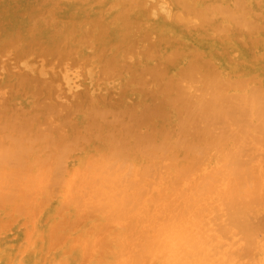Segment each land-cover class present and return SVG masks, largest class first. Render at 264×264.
<instances>
[{"label": "rangeland", "instance_id": "obj_1", "mask_svg": "<svg viewBox=\"0 0 264 264\" xmlns=\"http://www.w3.org/2000/svg\"><path fill=\"white\" fill-rule=\"evenodd\" d=\"M102 1L92 4L88 0H0V50H5L7 48L6 45L14 46L18 40L20 43V47L15 50V46H12V48L8 46L9 49L6 52H0V221L4 223L0 222V225L5 226L4 228L0 226V230L5 229L7 231H0V242L14 241L21 243L22 241L20 240L26 236L25 233L28 232V229L31 230L27 233L29 234V237L28 235L26 236L27 240L33 238V232L44 230L47 233V241L52 237L48 239V235L50 234L48 232L50 231L57 230L58 233H66L65 231L70 230L69 233L65 234V236L68 234L66 237L63 235L64 233L61 234L64 237L62 238L63 240L61 239L62 241L59 240L60 248L57 247L59 246L58 242L56 243L57 245L54 244V239L50 241V244L55 245L54 247L56 248H54V251L50 250V253L55 255L56 258L60 256L59 260L75 253L77 249L80 250V253L83 252L82 255L85 256V248L89 247L90 244L93 247V244L96 242L95 247L107 251V253L105 251L104 253L93 247V251L96 250L94 253H97L98 257L100 256L103 259L105 257L104 263L99 257L101 264H110V262L112 264L115 261L114 259L116 261L123 259L126 261H124V264H126L130 262V259L133 258L131 260L133 261L135 260L134 257L144 255L143 251L147 250L146 246L155 239L153 247L148 248L150 252L146 254L151 257L148 259V264H161L163 261L162 256L164 257V255L167 256L166 260L171 259L172 261H165L163 264L167 262L180 264L182 261V264H194V262L195 264H199V262L200 264H218V261L227 264L229 263L227 261H233L234 258L235 262L230 261V263L235 264L239 262L238 264H240L241 260L243 259L242 261H244L246 257V259H251L247 255V251L252 249V247L251 245L250 247L247 245L250 242L247 238V240L245 237L242 238V235L236 231L223 235L220 231L216 230L226 223L225 208H227V200L230 197L240 201L244 197H248L247 194L250 197L252 194L257 195L252 196L254 198L264 194V116H262L264 115V104L262 106L261 104L258 105L261 98L257 97V95L252 96V93H250V91H260L264 88V60H260L261 58L264 59V55L259 53L263 55L260 58L259 54L254 52L253 57L255 56L256 59H253V53L250 52L249 54H245V58L243 57L244 55L236 53L238 47L242 45L241 41L219 40L217 42L218 45H226L227 43L231 48L234 47L235 50L231 49L228 52V55L232 56V58L227 59L228 56H226L224 61L215 62L217 67L213 68L214 64L213 67L207 63L205 65L204 60L211 58L210 55L214 52L211 50H217V47L209 48L211 52L206 50L207 54L202 53L199 49L203 47L202 40L213 43L214 38H212V33L216 30L218 31L215 27L219 26H224L223 28L227 26L226 32L228 28L230 31H233L234 28V31L240 33H244L247 29L245 27H248L256 32L255 37L258 34L261 35L260 33L257 34V32L262 33L264 31V0H223L222 2H218V0H205L203 2L204 6L197 3L195 6H192V9L190 7L185 16L188 18V22H184L186 23V28L184 27L185 24L182 25L179 21H177L178 23L174 21L179 18H177L178 15H175L179 14L182 10V7L179 6L180 2L178 3L177 0H168V3L165 0L163 2L162 0H147L150 6L149 9L156 10L159 14L153 13L150 10L151 14H156L158 17L153 16L146 9V13L151 16L148 17L145 13L146 16H142L145 19H141L140 25L134 24V20L132 19L136 12L141 15V12H144L145 8L149 7L147 6L148 4H144L145 2H142L141 5L138 4V8L141 7V9H138L136 6L134 8L136 11H134L131 6H126L129 3L128 0ZM118 1H122L124 4L120 5ZM112 3H115V5L111 6ZM158 3L164 7V13L167 17L158 11L161 9V6L159 8L160 4L157 5ZM116 4L120 6L117 7ZM143 4L145 8H143L144 6L142 7ZM156 5L158 9H154ZM100 7L104 10L100 9ZM128 8H131L133 13H135L133 14L132 10ZM106 9H111L114 13ZM67 10L71 12L70 15H64L63 17L64 12ZM127 10L130 11L128 12ZM102 11L105 12L103 13ZM175 11L178 12L176 13ZM200 11L205 15L201 14ZM76 12L77 14H75ZM122 12H128V14ZM192 12L195 17L198 16L197 20L194 19L195 17ZM71 14L75 16L72 18L70 17L72 16ZM115 14H121V16L124 14V17L128 16L132 18L129 19L127 17L133 24H130V28L127 29L128 23L125 25L124 22L130 21L126 18L125 20L127 21H123V17L120 16L118 18V15L115 18V22V19H113L115 17L113 15ZM188 14L191 16H187ZM51 16L52 18H49ZM99 16L104 17H100V19L109 21L101 22V25H104L106 29L102 26L103 29L99 30V25H95L97 23L93 24L96 28L92 26V19ZM47 17L51 23L46 20ZM151 17L152 19H149ZM159 17L161 19L167 18L168 20H164V23ZM191 17L194 18L190 21ZM170 18L172 19L169 20ZM66 19L67 22L70 19L69 23L66 22ZM87 19L90 22L86 21ZM111 19L113 21L110 23ZM47 22L50 23H48L49 26ZM94 22H97V19ZM112 23L116 24L113 25ZM120 23H123V25ZM208 23L213 24V28ZM105 24L109 25H107L109 30ZM164 24H166V28L163 26ZM89 25L93 27L89 31H93L95 33L93 34L94 36L98 34L96 36L98 37L97 42L95 41L94 44L97 48L93 46L94 49H92V44H90L92 41L94 42V37L90 36L93 32L89 36L86 34L90 27ZM137 25H143L145 28L154 26V33L151 34L149 32V36L155 39L150 44L153 49H150L149 47L151 46L147 45L151 41L148 42L149 39L147 40V38L149 37L145 36V30L142 29L143 27H141V30ZM169 25L170 27H168ZM196 25L197 27H195ZM74 28H76L78 33H75ZM137 28L140 29V32H133L138 31L135 30ZM31 29L33 31L30 32ZM126 29L128 32L131 29V33L125 34L129 35V37L122 34L127 32ZM212 29L214 30L212 31ZM59 30L63 32H59ZM117 30L120 31V34H118ZM123 30L124 32L121 33ZM158 30H161L166 35L165 41L167 42H164L165 45L163 46L161 44L163 41L155 34ZM65 31L67 34L70 33L69 38L72 36L69 40L70 46L68 48L66 47L69 44V38L65 39L68 36ZM84 31L87 35L86 37L84 34L86 38L82 35ZM100 31L107 32V34L101 33L99 37ZM191 31L193 32L191 33ZM72 32L76 34V37L71 34ZM134 33L137 35H134ZM138 33H140V36H138ZM180 33L182 34L180 35ZM194 33L196 35L200 34L197 35L199 38ZM108 34L111 38H108ZM141 35H143L142 38L146 39L142 40ZM124 36L125 38H122ZM134 37L138 41L134 42ZM79 38L85 40H80ZM129 38H132V40ZM64 39L68 44L64 43L66 42ZM75 39H79L80 41H76ZM89 39L92 41L90 42ZM98 40H100L99 45H97ZM239 40L244 39L240 38ZM39 41L41 44H39ZM230 41L235 44H232ZM61 42L63 44L60 50L63 47L61 51L66 49V53L63 52L62 54H66L64 56L66 58L68 54L67 59H63L61 53L58 55L54 54L55 50L60 52L57 48L60 47L59 44ZM84 42H89L88 45L90 46H83ZM131 42L134 43L132 44ZM142 42L145 44L140 45ZM75 43L79 45L78 47L76 46L79 50L73 47L76 45ZM80 43L83 46H81L82 48L80 47ZM114 43L120 44V47H118L123 48H118V52H115L114 50L117 49L118 44L112 46V48L111 45H114ZM126 43L128 45L124 46ZM35 44H38L37 48L34 47L36 50H39L40 45H43L44 48L50 47L54 51L48 52V56H43V54H46L44 49L42 50L45 51L44 53H39L41 55H38L39 51L36 52L35 50L34 55H32V52L26 54L25 50L26 52L29 51V47L31 49ZM102 46L106 47L105 52L103 50L104 47L101 49ZM257 46L254 45L253 47ZM71 47L72 49L75 48L76 50L74 51L76 52L72 53ZM110 47L112 51H109L111 50ZM99 48L100 50H98ZM107 48L110 49L107 50ZM186 48L190 51V55L183 58L182 56H177L173 61V58L176 56L175 54L179 55L178 53L180 51L183 52ZM10 51L15 53H11ZM24 54L26 55L23 56ZM71 54H77V56L74 55V58L71 57ZM14 55L15 58L20 56L19 58L22 59L18 58L17 60V58H13ZM196 56H199L198 60ZM195 58L197 61L194 60ZM13 59H15V62H13ZM199 60L204 64H201ZM11 61L14 63L12 67H15L13 69L11 67L12 64L10 65ZM195 61L199 63L198 66H194L196 64ZM20 72L23 74H20ZM25 72L31 74L34 79V75L37 76L36 78L41 77V83L46 79V83L45 81L42 84L39 83L43 87L47 85V82L48 84L51 83L49 80L53 81L50 86L53 89H47L51 95L47 96L49 92L37 86L43 90V94L41 95L42 97L39 96L41 98L36 99L33 95L40 94L38 93L39 91L34 92L37 90L36 88L22 87V83L18 87L19 82L18 85H15L17 83L13 82L17 80L21 81L17 79L18 75L23 80L25 76L22 75H25ZM32 76L29 77L32 78ZM9 77L12 78L9 79ZM237 81L240 82L236 88L238 85ZM8 82L10 85L11 83L13 85H3V83L9 84ZM249 86L250 89H248ZM252 86L255 90L251 88ZM25 88L28 90L26 96L23 92L26 91L24 90ZM17 89L23 91L18 93ZM29 89L33 91L30 92ZM50 90H53L52 93ZM28 92H30V95L32 93L33 97ZM8 98L9 103L7 102ZM33 98L38 101L34 102L35 99L32 101ZM28 99L31 100L29 101ZM24 108L28 112H24ZM67 144L70 146H67ZM27 149L29 150L27 151ZM19 152L20 154H18ZM68 152L70 153L68 154ZM242 152H248V155L245 156H248L250 160L248 157L243 156L240 158L236 155ZM59 154L61 155L60 157H58ZM66 154L68 155L65 158L64 155ZM200 154L203 155L200 156ZM18 155L21 158L16 157ZM14 156L16 160L13 159ZM23 156L25 159H23ZM38 159L40 160L38 161ZM51 162L63 163H60V166L56 165L51 168ZM43 163L50 164V167L46 166L47 168H45ZM118 164L120 165L118 166ZM245 173L247 175L246 179ZM41 184H44V187L50 188L47 190V188L43 187L44 189H42ZM38 188L41 189L39 190ZM35 200L39 202L36 201L35 204ZM33 205L37 206L36 209L33 208ZM39 206L45 207H43V211H39L42 210ZM30 213H32V216L34 214V216L32 217ZM13 215L16 219L19 215L20 217L16 220ZM37 215L38 221L35 217ZM9 217L11 221L7 220ZM24 218L29 228L22 222ZM3 220L7 221L4 222ZM28 220H32L33 222H28ZM10 222L14 225H11ZM30 226L33 228H30ZM34 227H38V229ZM55 234L54 236H56ZM74 234L77 235V240ZM79 235L81 238H78ZM168 235L177 236L178 239L167 246L163 245V247L164 238ZM233 235L237 237L236 240L233 239ZM257 235L260 236V233ZM257 235H254V237L257 238ZM39 237L42 238V235ZM39 237H36L38 242L41 241ZM73 237L75 239H72ZM224 237H226L228 242H226ZM242 239L248 242L245 243L246 241ZM258 239L263 244L264 236L262 239L260 237ZM72 240L75 241L73 242ZM90 240L94 243L92 244ZM158 240H161V244H159ZM240 240L246 245H243L242 242L243 246H239L238 250H241L245 246V254L247 256L244 255L243 248L239 258V256H236L239 254V251H237L234 244L241 243ZM260 241L259 247L256 245L258 242H254L256 246L253 247V251L249 250L248 254L251 251L252 253L255 252L254 249L256 248H261L260 251L257 250V257L260 254L262 255L259 258L261 262L264 260V244L260 247ZM63 242H66L64 243L65 245L62 244ZM71 243L72 248L70 246ZM237 244L236 246L240 245ZM159 245H161V248ZM91 246L87 250H90ZM227 246V251H223ZM163 248H166V250ZM67 249H70L68 253H66ZM158 249L160 251L162 249L165 254L162 255ZM91 250L88 252H91V255H93L94 253ZM30 251H33V249ZM97 251L101 252L102 256ZM149 253L155 254V257L158 254V257L150 256ZM232 253H234V258L231 257ZM252 253L250 254L253 256L257 255ZM91 255L86 252V256L90 257ZM170 255H174V261ZM106 257L110 262L105 261ZM236 258H238L237 261ZM249 259L247 263L250 261V264L258 260V258H255L256 260L254 259L251 262ZM149 260H153L155 263ZM176 260L179 262L177 261V263ZM99 261L94 264H100ZM260 262H255L254 264H259ZM121 263L123 264L122 261ZM129 264H132V262ZM133 264H135V261H133Z\"/></svg>", "mask_w": 264, "mask_h": 264}, {"label": "bare ground", "instance_id": "obj_2", "mask_svg": "<svg viewBox=\"0 0 264 264\" xmlns=\"http://www.w3.org/2000/svg\"><path fill=\"white\" fill-rule=\"evenodd\" d=\"M45 1H46V0H45ZM100 1H102V0H88V2H90V3H92V4H94V3L97 4V3H99ZM128 1H129V3H127ZM128 1L125 2V3H127L126 6H128V7L131 6L133 10H134V8H136V6H137V8H138V4L141 5L142 2H145L144 4H146V5L148 4V1H147V0H145V1H144V0H143V1H142V0H128ZM165 1H167L166 3L169 2L168 0H165ZM171 1H174V0H171ZM177 1H178V3L180 2V5H179V6L182 7V8H181L182 10H181V11L178 10V11L181 12V13L179 12V14L177 13L178 11H175V12L177 13L175 16L178 15L177 18H178V17H179V18H178V20L176 19V20H174V21H175V22L179 21L182 25L185 24L184 27L186 26V23H184V22H186V21L188 22V20H187L188 18L185 17V16H186L188 10L190 9V7H191V9H192V8H193L192 6H195L197 3L203 4V2H205V0H199V2H198V0H197V1H196V0H177ZM206 1H207V0H206ZM222 1H223V0H218V2H222ZM242 1H243V0H242ZM244 1H245V0H244ZM102 2H103V1H102ZM106 2H107V1H106ZM114 2H115V1H114ZM119 2H120V5H123V4H124V2H122V1H118V3H119ZM121 2H122V3H121ZM162 2H163V0H162ZM237 2H238V1H237ZM56 3H57V2H56ZM56 3H54V4H56ZM115 3H116V2H115ZM115 3H112V5H111V4H110V5L113 6V4L115 5ZM257 3H258V2H257ZM102 4H103V3H102ZM144 4L142 5V7L144 6ZM159 4H160V3H158L157 5H159ZM169 4H170V3H169ZM238 4H239V2H238ZM116 5H117V7L120 6V5H118V4H116ZM157 5L154 6V9H155V8L158 9V8H157V7H158ZM170 5H171V4H170ZM147 6H149V4H148ZM160 6H161V4L159 5V8H160ZM171 6H172V5H171ZM203 6H204V4H203ZM218 6H219V5H218ZM90 7H91V6H90ZM214 7H215V6H214ZM108 8H109V7H108ZM111 8H112V7H111ZM123 8H124V7H123ZM143 8H145V6H144ZM149 8H150V6H149V7H146V8H145V11H144V12H141V13H142L141 15H140V13H137V12H136V14H134L135 12L133 13V10H132L131 8H128V9H131V10H132V13H133L134 15H133V19H132V18H129L128 16H127V17H128L129 19L134 20V21H133L134 24H135V23H136V24H139V23L141 24V22H140L141 19H142V18L145 19V17H142V16H146V15H145V13H146V9H147V11H148L149 14H151V11H152L153 13L159 14V13H157L156 10L153 11V9L151 10V9H149ZM194 8H195V7H194ZM216 8H217V7H216ZM77 9H78V7H77ZM96 9H98V8H96ZM100 9H102V8L100 7ZM112 9H113V8H112ZM120 9H121V8H120ZM138 9H141V7L138 8ZM161 9H162V10H161ZM161 9H160L161 11H160V10H158V11H159L160 13H162L165 17H167V15H165V13H164V7L161 6ZM195 9H196V8H195ZM102 10H104V9H102ZM106 10H108V11L110 10V11H111V9H106ZM106 10H105V11H106ZM150 10H151V11H150ZM199 10H200V9H199ZM105 11H102V12L104 13ZM121 11H122V10H121ZM127 11H128V10H127ZM129 11H130V10H129ZM129 11H128V12H129ZM134 11H136V10H134ZM149 11H150V12H149ZM155 11H156V12H155ZM190 11H191V10H190ZM192 11H193V10H192ZM194 11H195V10H194ZM80 12H81V11H80ZM84 12H85V11H84ZM116 12H117V11H116ZM128 12H126V13L128 14ZM139 12H140V11H139ZM45 13H46V12H45ZM53 13H54V12H53ZM53 13H52V16H53ZM64 13H65V14H63V17H64V15L69 16L71 12H69V10H67V11H65ZM73 13H74V12H73ZM111 13H114V12L111 11ZM118 13H119V12H118ZM122 13H124V12H122ZM126 13H124V14H126ZM148 13H146L148 17H150L151 15H153V14L149 15ZM173 13H174V12H173ZM190 13H191V12H190ZM200 13H201V14H204V13H202L201 11H200ZM75 14H77V12H76ZM107 14H108V13H107ZM116 14H117V13H116ZM116 14L113 15V17L115 16L114 18L112 17L113 19H115L116 16L119 15V14H118V15H116ZM124 14H122V16H121V14H120V15L118 16V18L121 16V17H123V21H127V20H128V21L131 22V20L127 19V17H124ZM156 14L153 15V16H156ZM192 14H193V12H192ZM198 14H199V13H198ZM71 15H72V14H71ZM79 15H81V14H79ZM79 15H77V16H79ZM88 15H89V14H88ZM98 15H100V14H98ZM102 15L105 16L104 14H102ZM204 15H205V14H204ZM40 16H42V15H40ZM49 16H50V15H49ZM52 16L49 17V18H52ZM66 16H65V17H66ZM74 16H75V15H72V16H70V17L73 18ZM103 16H99V17L93 18V19H92V20H93V23H91L92 26L99 25V26L101 27V28H100V27L98 26L99 30L103 29L102 26L106 29V27H105L104 25H101V24H102L101 22L105 21L104 19H100V17H103ZM187 16L190 17L191 15L188 14ZM193 16H194V14H193ZM196 16H197V15H196ZM38 17H39V16H38ZM54 17H55V15H54ZM94 17H95V16H94ZM148 17H147V19H148ZM156 17H158V16H156ZM156 17H155V18H156ZM165 17H164V18H165ZM194 17H195V16H194ZM194 17H191V18H190V21H191V19L194 18ZM197 17H198V16H197ZM197 17H195L194 19L197 20ZM58 18H59V17H58ZM103 18H104V17H103ZM125 18H126L127 20H125ZM155 18H154V19H155ZM159 18L161 19V17H159ZM59 19H61V18H59ZM94 19H95V20H94ZM96 19H97V22H94V21H96ZM113 19L110 20V23H111V21H113ZM149 19H152V17L149 18ZM171 19H172V18H170L169 20H171ZM174 19H175V18H174ZM37 20H38V19H37ZM46 20H48V17H47ZM71 20H72V19H71ZM120 20H121V19H120ZM142 20H143V19H142ZM161 20H163V22H164V20H168V19L165 18V19H161ZM199 20H200V19H199ZM199 20H198V22H199ZM208 20H209V19H208ZM230 20H231V19H230ZM48 21H49V20H48ZM57 21H58V19H57ZM62 21H63V20H62ZM69 21H70V19H69ZM69 21L67 22V19H66V22H67V23H69ZM72 21H74V20H72ZM84 21H85V20H84ZM84 21H83V22H84ZM86 21H89V22H90L89 19H87ZM86 21H85V22H86ZM98 21H99V22H98ZM106 21H107V20H106ZM106 21H105V22H106ZM117 21H119V20H117ZM157 21H158V20H157ZM159 21H160V20H159ZM192 21H193V20H192ZM200 21H201V20H200ZM202 21H203V20H202ZM209 21H210V20H209ZM49 22H50V21H49ZM49 22H47V25H48ZM53 22H54V21H53ZM53 22H52V23H53ZM55 22H56V20H55ZM59 22H60V21H59ZM79 22H80V21H79ZM85 22H84V23H85ZM107 22H109V21H107ZM115 22H116V19H115ZM130 22H124L125 25H126V23H128V24H127V26H128L127 29L130 28V26H129L130 24H133L132 22H131V23H130ZM146 22H147V21H146ZM146 22H144V23L146 24ZM206 22H207V21H206ZM232 22H233V21H232ZM34 23H35V22H34ZM34 23H33V24H34ZM50 23H51V22H50ZM50 23H49V24H50ZM60 23H61V22H60ZM71 23H73V22H71ZM94 23H97V24L93 25ZM99 23H100V24H99ZM117 23H118V22H117ZM164 23H165V22H164ZM177 23H178V22H177ZM189 23H190V22H189ZM213 23H215V22H213ZM57 24H58V23H57ZM61 24H62V23H61ZM65 24H66V23H65ZM73 24H74V23H73ZM75 24H76V22H75ZM108 24H109V23H108ZM108 24H107V25H108ZM112 24H113V23H112ZM115 24H116V23H115ZM115 24H113V25H115ZM120 24L123 25V23H120ZM120 24H119V25H120ZM140 24H139V25H140ZM221 24H222V23H221ZM254 24H255V23H254ZM34 25H35V24H34ZM34 25H33V26H34ZM80 25H81V23H80ZM105 25H106V24H105ZM107 25H106V26H107ZM113 25H112V26H113ZM165 25H166V24H164L163 26L165 27ZM167 25H168V24H167ZM188 25H189V24H188ZM190 25H191V23H190ZM208 25L212 26V28H213V24H209V23H208ZM214 25H215V24H214ZM218 25H219V24H218ZM256 25H257V23H256ZM48 26H49V25H48ZM51 26H52V25H51ZM62 26H63V24H62ZM69 26H70V25H69ZM89 26H90V25H89ZM108 26H109V25H108ZM108 26H107V27H108ZM110 26H111V25H110ZM137 26H138V25H137ZM248 26H249V25H248ZM250 26H251V25H250ZM35 27H36V26H35ZM35 27H34V28H35ZM55 27H57V26H55ZM72 27H73V26H72ZM72 27H71V28H72ZM83 27H84V26H83ZM90 27H91V26H90ZM90 27L88 28V32H89V33H88V32L86 33L85 31H87V30H85L84 33H83L82 35H84V34L86 33V34H88V36H89V34H91V32H93V31H91V32L89 31V30H92V28H93V27H91V28H90ZM115 27H116V26H115ZM132 27H133V26H132ZM132 27H131V28H132ZM141 27H143L142 29L145 30V33H144V32H142V33H144L146 37H149V38H147V40L149 39L148 42L151 41V42H149L147 45L152 44V40H153V42H154L155 39H152V37L149 36V35H150L149 32H150L151 34L154 33V31H155L154 26H150L149 28H145L143 25H142V26H138V28H140V29H141ZM168 27H170V25H169ZM168 27H167V28H168ZM191 27H192V26H191ZM195 27H197V25H196ZM200 27H201V26H200ZM203 27H204V26H203ZM206 27H207V26H206ZM223 27H224V26H223ZM223 27H220V26H219V27H215L216 29H218V31L214 28L216 31H215L214 33H212V38H214V40H215V41H214V40L212 39V40H213V43H212V42H211V43L206 42V40H202V41H201V42H203V43H202L203 47H200L201 49H199V50L202 51V53L204 52V53L207 54L206 50H209V48H212V47H215V46L217 47V50H211V51H214V52L211 53V55L209 54V55L211 56V58H207V59H205V60H204L205 62L202 61V62L205 63V65L208 64L209 66L213 67V66L215 65V62H222V61H224L225 58H226V56H228L227 59L232 58V56H229V55H228V52H230L231 49L235 50L234 47L231 48V46H228L227 43H226V45H218L217 42H218L219 40H223V41H224V40H235V41L238 40V41H241V44H242V45L238 47L236 53H237V54L244 55L243 57H245V54H249L250 52L253 53V54H252V58H253V59H256L255 56L253 57V55L255 54L254 52H256L257 54L260 53V54H263V55H264V31H263L262 33H261V32H257V34L260 33L261 35L258 34L259 36L256 35V37H255L256 32H254L252 29H250V28H248V27H245V28H247V29L245 30L244 33H240V32H238V31H234V28H233V31H230L229 28H228V31L226 32V30H227V29H226L227 26H226V28H223ZM236 27H237V25H236ZM236 27H235V28H236ZM238 27H239V26H238ZM253 27H254V26H253ZM257 27H258V26H257ZM64 28H65V26H64ZM95 28H96V26H95ZM95 28H94V31H95ZM120 28H121V26H120ZM133 28H134V27H133ZM133 28H132V29H133ZM138 28L135 29V30H138V31H133V32H140V31H139L140 29H138ZM165 28H166V27H165ZM165 28H164V30H165ZM172 28H173V27H172ZM185 28H186V27H185ZM188 28H189V26H188ZM201 28H202V27H201ZM209 28H210V27H209ZM49 29H50V28H49ZM62 29H63V28H62ZM74 29H75V33H76V32L78 33V31L76 30V28H74ZM74 29H73V30H74ZM79 29H80V28H79ZM81 29H83V28H81ZM86 29H87V27H86ZM107 29L109 30V27H108ZM127 29H126L127 32H124V30H123V31H121V33L124 32V33H122L123 35H125L126 33H128V34L131 33V32H130L131 29L129 30V32H128ZM142 29H141V30H142ZM170 29H171V28H170ZM170 29H168V30L171 31ZM174 29H175V28H174ZM214 29H212V31H213ZM239 29H240V28H239ZM261 29H262V28H261ZM46 30H48V29H46ZM56 30H58V29L56 28ZM73 30H71V31H73ZM96 30H97V29H96ZM148 30H149V31H148ZM172 30H173V29H172ZM205 30H206V28H205ZM210 30H211V29H210ZM242 30H243V29H242ZM31 31H33V30L31 29L30 32H31ZM71 31H70V32H71ZM117 31H118V30H117ZM146 31H147V32H146ZM30 32H29V33H30ZM59 32H63V31H60V30H59ZM68 32H69V31H68ZM79 32H80V31H79ZM172 32H174V31H172ZM176 32H178V31H176ZM176 32H175V34H176ZM192 32H193V31H191V33H192ZM195 32H197V31H195ZM207 32H209V31H207ZM54 33H55V32H54ZM65 33H66V31H65ZM75 33L73 34V32H72L71 34H73V36L76 37V34H75ZM101 33H105V35L107 34V32H102V31H100V32H99V37H100ZM114 33H115V32H114ZM147 33H148V34H147ZM198 33H199V32H198ZM202 33H203V31H202ZM66 34H67V33H66ZM69 34H70V33H69ZM69 34H67L68 36L66 35L67 37H65V39H68V38H69ZM86 34H85V35H86ZM93 34H95V33L93 32L92 35H90V36H93V37H94V38L92 37V38L94 39V42H93L92 40L89 39L90 42L92 41V43H90V44H92L91 47L94 46V47L97 48V46H95L94 44H95V41H96L97 38H98V37H96V36H98V34L96 33L97 35H95V36H94ZM118 34H120V31H118ZM135 34H136V33H134V35H135ZM139 34H140V33H138V36H140ZM155 34L158 35V36L160 37L159 39L163 41V42L161 41V42H162V43H161L162 46L165 45L164 42H167V41H165V39H166V35H165V33L162 32L161 30H160V31L158 30L157 32H155ZM155 34H154V36H155ZM171 34H172V33H171ZM181 34H182V33H180V35H181ZM203 34H204V33H203ZM29 35H31V34H29ZM82 35H81V37H82ZM85 35L83 36L84 38L87 37V35H86V37H85ZM108 35H109V34H108ZM134 35L132 34V36H134ZM136 35H137V34H136ZM176 35H178V34H176ZM194 35L197 36V35H200V34H197V35H196V33H194ZM205 35H206V34H205ZM209 35H210V34H209ZM125 36H128V37H129V35H125ZM125 36L122 37V38H125ZM185 36H186V35H185ZM203 36H204V35H203ZM257 36H258V37H257ZM7 37H8V36H7ZM31 37H32V36H31ZM46 37H47V36H46ZM71 37H72V36H71ZM71 37H70V38H71ZM75 37H74V38H75ZM95 37H96V39H95ZM142 37H143V35H141V39H142V40H145V39H146V38L144 39V38H142ZM174 37H175V35H174ZM177 37H181V36H177ZM187 37H188V36H187ZM191 37H192V35H191ZM197 37H198V36H197ZM201 37H202V36H201ZM204 37H205V36H204ZM208 37H211V36H208ZM70 38L68 39V43H69ZM89 38H91V37H89ZM92 38H91V39H92ZM108 38H111L110 35H109ZM134 38H135V37H134ZM150 38H151V39H150ZM189 38H190V37H189ZM198 38H199V37H198ZM240 38H243L244 40H239ZM65 39H64V40H65ZM79 39H80V38H79ZM79 39H78V40L75 39V40H76V41H80L81 39H82V40H85V39H83V38H81L80 40H79ZM99 39H101V38H99ZM106 39H107V38H106ZM106 39H105V40H106ZM129 39L132 40V38H129ZM156 39H157V37H156ZM42 40H43V39H42ZM64 40H63V41H64ZM73 40H74V39H73ZM73 40H72V41H73ZM123 40H125V39H123ZM142 40H141V41H142ZM160 40H159V41H160ZM168 40H169V38H168ZM192 40H193V39H192ZM212 40H211V41H212ZM16 41H17V40H16ZM20 41H21V40H20ZM63 41H62V42H63ZM65 41H66V40H65ZM103 41H104V38H103ZM129 41H130V40H129ZM133 41L136 42V41H138V39L135 38V40L133 39ZM185 41H187V40L185 39ZM195 41H196V40H195ZM223 41H222V42H223ZM25 42H26V41H25ZM62 42L59 44L60 47L57 48L60 52H58L57 50H55L54 54L58 55V54L61 53V55H63V59H64V58L67 59L69 55L67 54V58H66V57H64L66 54H65V55L62 54L63 52L66 53V51H65L66 49H65L64 51H61V50L64 48V47H63V48L60 50V48H61V46H62V44H63ZM74 42H75V41H74ZM96 42H97V41H96ZM99 42H100V40H98V44H97V45H99ZM105 42L108 43L107 41H105ZM134 42H131V43L133 44ZM145 42H146V41H145ZM157 42H158V41H157ZM230 42H231V41H230ZM18 43H19V40H18L17 43L15 42V44H14L15 47L12 45V46L14 47V50L17 49L18 47H20V46H19L20 43H19V44H18ZM64 43H65V44H68L67 41L64 42ZM72 43H73V42H72ZM76 43H77V42H76ZM76 43H75V44H76ZM84 43H85V44H83V46H84V45L87 46V45L89 44V42H88V43H87V42H84ZM86 43H87V44H86ZM118 43H119V42H118ZM118 43H117V44H118ZM140 43H141V42H140ZM158 43H159V42H158ZM223 43H224V42H223ZM228 43H229V42H228ZM231 43H232V42H231ZM233 43H234V42H233ZM233 43H232V44H233ZM17 44H18V46H17ZM39 44H41L40 41H39ZM65 44H64V45H65ZM117 44L114 43V45H111V47H112V46H115V45H117ZM132 44H131V45H132ZM144 44H145V43H144ZM144 44H143V42H142V44H140V45H144ZM156 44H157V43H156ZM229 44H230V43H229ZM234 44H235V43H234ZM37 45H38V44H35V46L33 45V48H31V49H30V47H29V51H27V52H26V50L24 49V50H25V53L27 54L28 52H30V53L32 52V55H34V50H35L36 52L39 51V52H38V55H41V54H39V53H44V52L46 51V52H45L46 54H43V56H45V55L48 56V54H49L48 52H51V51L53 50V48H50V47H46V48H44L43 45H42L43 47L40 45L39 50H36V49H34V47L37 48V47H38ZM126 45H128V43H126L124 46H126ZM147 45H146V46H147ZM153 45H154V43H153ZM190 45H191V44H190ZM197 45H199V44H197ZM230 45H231V44H230ZM254 45H258V46H257L258 48H257V47H253ZM6 46H7V48H6L5 46H2V47H5L6 49H5V48H4L5 50H2V49H1L0 52H2V53H3V52H6V50H8L9 47L12 48V46H9V45H6ZM8 46H9V47H8ZM69 46H70V43L68 44V46H67L66 48H68ZM76 46L78 47L79 45L76 44V45L73 46V47H75L76 49H78ZM81 46H82V44L80 43V47H81ZM83 46H82V47H83ZM89 46H90V45H88V47H89ZM118 46L120 47V44L117 45V47H116L117 49L114 50L115 52H118L119 49L123 48V47L119 48ZM146 46H145V47H146ZM150 46H151V45H150ZM155 46H156V45H155ZM194 46H195V45H194ZM236 46H237V45H236ZM236 46H235V47H236ZM82 47H81V48H82ZM88 47H87V48H88ZM91 47H90V49H91ZM94 47H93L92 49H94ZM103 47H104V49H103ZM111 47H110V48H111ZM147 47H149V46H147ZM186 47H187V46H186ZM192 47H193V46H192ZM75 48L72 49V47H71V52H72V53L76 52V51H74V50H76ZM100 48H101V47H100ZM100 48H99L98 50H100ZM110 48H107V50H109ZM112 48H113V47H112ZM112 48H111V50H109V51H112ZM118 48H119V49H118ZM136 48H137V47H136ZM138 48H139V47H138ZM149 48L151 49L152 46L149 47ZM178 48H180V47H178ZM188 48H189V47H188ZM236 48H237V47H236ZM20 49H21V48H20ZM40 49H41V50H40ZM43 49H44L45 51H42ZM84 49H85V47H84ZM101 49H103L104 52H105L106 47H105V46H102ZM129 49H130V48H129ZM132 49H133V48H132ZM152 49H153V48H152ZM195 49H197V48H195ZM195 49H194V50H195ZM68 50H69V49H68ZM78 50H79V49H78ZM95 50H96V49H95ZM125 50H127V49H125ZM125 50H123V51L125 52ZM191 50H193V48H191ZM233 50H232V51H233ZM40 51H41V52H40ZM53 51H54V50H53ZM82 51H83V49H82ZM211 51L209 50V52H211ZM10 52H11V51H10ZM18 52H19V51H18ZM23 52H24V51H23ZM78 52H80V51H78ZM146 52H147V51H146ZM176 52H178V51H176ZM196 52H197V51H196ZM196 52H195V54L197 55ZM2 53H1V54H2ZM11 53H15V52H11ZM19 53H20V52H19ZM19 53H18V54H19ZM67 53H68V52H67ZM98 53H99V51H98ZM139 53H140V52H139ZM147 53H148V52H147ZM171 53H172V52H171ZM180 53H181V54H180ZM189 53H190V51L187 50V48H186L183 52L180 51V52L178 53L179 55L175 54L176 56H175L174 58L172 57V58H173V61H174L175 58H177V56H182V58H183V57H188V56L190 55ZM191 53H193V51H191ZM200 53H201V52H200ZM26 54H24L23 56H25ZM28 54H29V53H28ZM35 54H36V53H35ZM51 54H52V53H51ZM126 54H127V53H126ZM167 54H168V53H167ZM230 54H231V53H230ZM234 54H235V53H234ZM260 54H259L258 56H259V57H260V56L263 57V55H260ZM30 55H31V54H30ZM71 55H72V54H71ZM71 55H70V56H71ZM74 55H75V54H74ZM74 55H72L71 57H74V58H75V56H77V54H76L75 56H74ZM129 55H130V54H129ZM148 55H149V54H148ZM193 55H194V54H193ZM193 55H192V56H193ZM16 56H17V55H16ZM23 56H21V57H23ZM27 56H28V55H27ZM49 56H50V55H49ZM94 56H95V55H94ZM127 56H128V55H127ZM236 56H237V55H236ZM236 56H235V57H236ZM0 57H1V55H0ZM2 57H3V56H2ZM19 57H20V56L16 57L17 60H18ZM50 57H51V56H50ZM52 57H53V56H52ZM95 57H96V56H95ZM167 57H168V56H167ZM196 57H197V60H198V59H199V58H198L199 56H196ZM237 57H239V56H237ZM249 57H250V56H249ZM249 57H248V58H249ZM261 57H260V58H261ZM13 58H15V55L13 56ZM16 58H15V59H16ZM23 58H24V57H23ZM59 58H61V57H59ZM125 58H127V57H125ZM150 58H151V57H150ZM190 58H191V57H190ZM233 58H234V56H233ZM245 58H246V57H245ZM257 58H258V57H257ZM15 59H13V62H15V61H14ZM19 59H22V58H19ZM92 59H93V58H92ZM192 59H193V58H192ZM227 59H226V60H227ZM56 60H57V59H56ZM104 60H105V58H104ZM110 60H111V59H110ZM170 60H171V59H170ZM179 60H180V59H179ZM194 60H196V58H195ZM197 60H196V61H197ZM206 60H207V61H206ZM231 60H232V59H231ZM237 60H238V59H237ZM260 60H264V59L261 58ZM0 61H1V58H0ZM100 61H101V60H100ZM107 61H108V60H107ZM196 61H195V62H196ZM228 61H229V60H228ZM233 61H234V59H233ZM241 61L244 62L243 60H241ZM13 62L11 61V63H10V65L12 64L11 67H12L13 64H14ZM113 62H114V61H113ZM168 62H169V61H168ZM190 62H191V61H190ZM190 62H189V63H190ZM199 62H200V60H199ZM237 62L239 63V61H237ZM260 62H261V61H260ZM115 63H116V62H115ZM169 63H170V62H169ZM200 63H201V62H200ZM204 63H201V64H204ZM206 63H207V64H206ZM224 63H225V62H224ZM226 63H227V61H226ZM235 63H236V62H235ZM245 63H246V62H245ZM250 63H251V62H250ZM250 63H249V64H250ZM116 64H117V63H116ZM198 64H199V63L196 62V64H195L194 66H198ZM201 64H200V65H201ZM213 64H214V65H213ZM246 64H248V63H246ZM110 65H111V64H110ZM227 65H228V63H227ZM230 65H232V64H230ZM241 65H242V64H241ZM251 65H252V64H251ZM261 65L263 66V64H261ZM14 66H15V65H14ZM232 66H233V65H232ZM253 66H255V65L253 64ZM253 66H252V67H253ZM8 67H10V66L8 65ZM8 67H7V68H8ZM11 67H10V68H11ZM117 67H118V65H117ZM215 67H217V65H215L213 68H215ZM222 67H223V66H222ZM230 67H231V66H230ZM237 67H238V66H237ZM244 67H245V65H244ZM7 68H4V69H7ZM10 68H8V69H10ZM13 68H15V67H12V69H13ZM238 68H239V67H238ZM238 68H236V69L238 70ZM254 68H255V67H254ZM260 68H261V67H260ZM260 68H259V69H260ZM206 69H207V68H206ZM217 69H218V68H217ZM255 69H256V68H255ZM213 70H214V69H213ZM218 70H219V69H218ZM233 70H235V69H233ZM107 71H108V70H107ZM230 71H231V68H230ZM111 72H112V71H111ZM25 73H26V72H25ZM211 73H212V72H211ZM20 74H23V73L20 72ZM32 74H33V73H32ZM114 74H115V73H114ZM236 74H237V73H236ZM27 75H28V76H27ZM111 75H112V74H111ZM247 75H248V74H247ZM22 76H25V78H23V80L21 79V78H22L21 76L19 77V75H18L19 78L17 77V79H20V80L23 81L24 83L21 82V81H19V80H17V81L15 80L16 82H13V83H17V84H15V85H18V82H19L18 87L20 86V83H22V87H23V86L26 87V88L32 87V88H34V89L36 88L37 90H35L34 92L39 91L38 93H40L39 95L36 93L38 96H37V95H33L36 99H39V98L42 97L41 95L43 94V90H44V91H47V89H48V90L51 89V88L53 89V87H50L53 81H50V80H49V82H51V83L48 84V82H47V85H44V84H43V85H44V87H43L41 84L44 83V81H45V83H46V79H44V81H42V83H41V81H40V80H42L41 77L36 78V77H37L36 75H34V76H35V79H34L33 76H32L31 74H29V73H26L25 75H22ZM26 76H27V77H26ZM29 76H32V78H30ZM250 76H251V75H250ZM10 78H12V77H9V79H10ZM26 78H27V79H26ZM223 79H224V78H223ZM24 80H25V81H24ZM236 80H237V79H236ZM47 81H48V80H47ZM241 81H242V80H241ZM5 82H6V81H5ZM26 82H27V83H26ZM237 82H238V81H237ZM239 82H240V81H239ZM239 82H238V85L236 86V88L239 86ZM246 82H247V81H246ZM1 83H2V82H1ZM8 83H9V82H8ZM39 83H41V84H39ZM231 84H232V83H231ZM247 84H249V83H247ZM3 85H4V86H5V85H10V83H9V84H7V83L4 84V83H3ZM11 85H13V84L11 83ZM11 85H10V86H11ZM15 85H14V86H15ZM48 85H49V87H48ZM53 85H54V84H53ZM53 85H52V86H53ZM235 85H236V84H235ZM240 85H242V84H240ZM249 85H250V84H249ZM252 85H253V84H252ZM10 86H9V87H10ZM37 86H39V87L42 88L43 90L40 89V88L37 87ZM41 86H42V87H41ZM46 86H47V87H46ZM244 86L246 87V85H244ZM259 86H261V85H259ZM16 87H17V86H16ZM242 87H243V85H242ZM247 87H248V85H247ZM26 88H25L24 90H26ZM45 88H46V90H45ZM251 88H253V86H252ZM259 88H261V87H259ZM38 89H40V90H38ZM241 89H242V88H241ZM243 89H245V88L243 87ZM248 89H250V86H249ZM253 89H254V88H253ZM17 90H18V89H17ZM17 90H16V91H17ZM29 90H30V89H29ZM123 90H124V89H123ZM254 90H255V89H254ZM18 91H19L18 93H21L23 90H22V91L18 90ZM27 91H28V90L23 91V92L25 93V96H26V94H27ZM32 91H33V90H30V92H32ZM41 91H42V92H41ZM50 91H51V93H52L53 90H50ZM12 92H13V91H12ZM30 92H28V94H29ZM47 92H49V91H47ZM246 92H247V91H246ZM13 93H14V92H13ZM24 93H23V95H24ZM247 93H249V92H247ZM250 93H252V96L257 95V97L261 98V101H259L260 103H258V105L261 104V106H262V105L264 104V88H263V90L261 89L260 91H258V90L253 91V92L250 91ZM34 94H35V93H34ZM46 94H47V93H46ZM13 95H15V94H13ZM16 95H17V94H16ZM21 95H22V94H21ZM29 95H30V94H29ZM50 95H51V94H50V92H49L47 96H50ZM19 96H20V95H19ZM30 96H32V93H31ZM33 96H32V97H33ZM36 96H37V97H36ZM39 96H41V97H39ZM45 96H46V95H45ZM17 97H18V96H17ZM17 97H16V99H18ZM22 97H23V96H22ZM43 97H44V96H43ZM53 97H54V96H53ZM9 98L11 99V97H9ZM9 98L7 99V102H8V103H9ZM12 98H13V97H12ZM24 98H25V97H24ZM27 98H28V97H27ZM35 98H33L32 101H34ZM21 99H22V98H21ZM36 99H35L34 102H37V101H38V100H36ZM28 100L30 101L31 99H28ZM29 101H27V102H29ZM249 101H250V100H249ZM7 102H6V104H8ZM251 103H252V102H251ZM10 104H11V103H10ZM35 104H36V103H35ZM4 105H5V104H4ZM261 106H260V107H261ZM2 107H3V106H2ZM12 108H13V107H12ZM19 108H20V107H19ZM254 108H255V107H254ZM0 109H1V108H0ZM10 109H11V108H10ZM17 110H18V109H17ZM18 111H19V110H18ZM18 111H17V112H18ZM52 111H53V110H52ZM0 112H1V111H0ZM24 112H28V111H27V110L25 111V108H24ZM263 113H264V111H263ZM19 114H20V113H19ZM29 114H30V113H29ZM35 115H36V114H35ZM24 116H25V115H24ZM46 116H47V115H46ZM262 116H264V115H262ZM8 117H9V116H8ZM15 117H16V116H15ZM27 117H28V116H27ZM56 117H57V116H56ZM43 118H44V116H43ZM48 118H49V117H48ZM33 120H34V119H33ZM33 120H32V121H33ZM36 120H37V118H36ZM32 121H31V122H32ZM52 121H53V120H52ZM67 122H68V121H67ZM4 123H5V121H4ZM23 123H24V122H23ZM50 123H51V122H50ZM10 124H11V123H10ZM42 124H44V123H42ZM24 125H25V124H24ZM4 126H5V125H4ZM6 126H7V125H6ZM141 126H142V125H141ZM160 128H161V127H160ZM24 129H25V128H24ZM27 130H28V129H27ZM40 130H41V129H40ZM56 130H57V129H56ZM32 131H33V130H32ZM41 133H42V132H41ZM58 133H59V132H58ZM42 134H43V133H42ZM52 134H53V133H52ZM130 134H131V133H130ZM137 134H138V133H137ZM96 135H97V134H96ZM96 135H95V136H96ZM64 136H65V135H64ZM83 136H84V135H83ZM56 137H57V136H56ZM65 137H66V136H65ZM43 138H44V137H43ZM50 138H51V137H50ZM52 138H53V137H52ZM66 138H67V137H66ZM94 138H95V137H94ZM35 139H36V138H35ZM88 139H89V137H88ZM129 139H130V138H129ZM47 140H48V139H47ZM58 140H59V139H58ZM72 140H73V139H72ZM77 140H78V139H77ZM115 140H116V139H115ZM124 140H126V139H124ZM149 140H150V139H149ZM35 142H36V141H35ZM113 142H114V141H113ZM135 142H136V141H135ZM150 142H151V141H150ZM150 142H149V143H150ZM154 142H155V140H154ZM53 143H54V142H53ZM155 143H156V142H155ZM75 144H76V143H75ZM32 145H33V144H32ZM32 145H31V146H32ZM54 145H55V144H54ZM65 145H66V144H65ZM68 145H69V144H67V146H68ZM125 145H126V144H125ZM167 145H168V144H167ZM69 146H70V145H69ZM25 147H27V146H25ZM37 147H38V146H37ZM62 147H63V145H62ZM29 148H30V147H29ZM34 148H35V147H34ZM46 148H49V147H46ZM55 148H56V146H55ZM72 148H73V147H72ZM23 149H24V148H23ZM32 149H33V148H32ZM49 149H50V148H49ZM61 149H62V148H61ZM116 149H117V148H116ZM161 149H162V148H161ZM28 150H29V149H27V151H28ZM33 150H34V149H33ZM45 150H46V149H45ZM25 151H26V150H25ZM30 151H31V150H30ZM69 151H70V150H69ZM74 151H75V150H74ZM77 151H78V150H77ZM249 151H250V150H249ZM249 151H248V152H249ZM54 152H55V151H54ZM193 152H194V151H193ZM195 152H196V151H195ZM248 152H247V153H246V152H242V153H238V154H236V155L239 156V157L241 158V157H243V156H245V155H248ZM21 153L23 154V152H21ZM24 153H25V152H24ZM30 153H31V152H30ZM47 153H48V152H47ZM57 153H58V152H57ZM61 153H62V151H61ZM61 153H60V154H61ZM65 153H66V152H65ZM69 153H70V152H68V154H69ZM128 153H129V152H128ZM250 153H252V152L250 151ZM18 154H20V152H19ZM50 154H52V153L50 152ZM60 154L58 155V157H60V156L62 155V154H61V155H60ZM68 154L64 155V157L67 156ZM204 154H205V153H204ZM23 155H24V154H23ZM25 155H27V154H25ZM53 155H54V154H53ZM202 155H203V154H202ZM202 155L200 154V156H202ZM20 156H21V155H20ZM54 156H55V155H54ZM62 156H63V155H62ZM119 156H120V155H119ZM237 156H236V157H237ZM250 156H251V155H250ZM16 157H19V155L16 156ZM39 157H40V156H39ZM68 157H69V156H68ZM100 157H101V156H100ZM245 157H246V156H245ZM247 157H248V156H247ZM247 157H246V158H247ZM19 158H21V157H19ZM55 158H56V156H55ZM65 158H66V157H65ZM73 158H74V157H73ZM121 158H122V156H121ZM127 158H128V157H127ZM248 158H249V157H248ZM13 159H15V156L13 157ZM23 159H25L24 156H23ZM58 159H59V158H58ZM63 159H64V158H63ZM69 159H70V157H69ZM69 159H67V160H69ZM236 159H237V158H236ZM236 159H235V160H236ZM15 160H16V159H15ZM39 160H40V159H38V161H39ZM193 160H195V159H193ZM202 160H203V159H202ZM235 160H234V161H235ZM249 160H250V158H249ZM25 161H26V160H25ZM52 161H53V160H52ZM109 161H110V160H109ZM126 161H127V160H126ZM204 161H205V160H204ZM237 161H238V160H237ZM244 161H245V159H244ZM15 162H16V161H15ZM48 162H49V161H48ZM53 162H54V161H53ZM63 162H64V161H63ZM63 162H62V163H63ZM240 162H241V161H240ZM21 163H22V162H21ZM51 163H52V162H51ZM60 163H61V162H60ZM60 163H52V164H51V168L55 167L56 165H59ZM62 163H61V164H62ZM122 163H123V162H122ZM122 163H121V164H122ZM247 163H248V162H247ZM17 164H18V163H17ZM19 164H20V163H19ZM43 164H44V167H45V168H47V167L49 168V167H50V164H47V163H43ZM112 164H113V163H112ZM199 164H200V163H199ZM28 165H29V164H28ZM119 165H120V164H118V166H119ZM201 165H202V164H201ZM237 165H238V164H237ZM42 166H43V165H42ZM46 166H47V167H46ZM59 166H60V165H59ZM59 166H57V168H59ZM121 166H122V165H121ZM124 166H125V165H124ZM20 168H21V166H20ZM60 168H61V167H60ZM114 168H115V167H114ZM116 168H117V167H116ZM124 168H125V167H124ZM119 169H120V168H119ZM194 169H195V168H194ZM230 169H231V168H230ZM53 170H54V169H53ZM123 170H124V169H123ZM160 170H161V169H160ZM186 170H187V169H186ZM191 170H192V169H191ZM242 170H243V169H242ZM41 171H44V170H41ZM56 171H57V170H56ZM124 171H125V170H124ZM182 171H183V170H182ZM226 171H228V170H226ZM108 172H109V171H108ZM122 172H123V171H122ZM190 172H191V171H190ZM244 172H245V171H244ZM20 173H21V172H20ZM40 173H41V172H40ZM206 173H207V172H206ZM62 174H63V173H62ZM57 175H58V174H57ZM180 175H181V172H180ZM257 175H258V174H257ZM22 176H23V175H22ZM27 176H28V175H27ZM119 176H120V174H119ZM199 176H200V175H199ZM246 176H247V175H246V173H245V179H246ZM248 176H249V175H248ZM23 177H24V176H23ZM114 177H116V176L114 175ZM225 177L227 178V176H225ZM203 178H204V177H203ZM203 178H202V180H203ZM18 179H19V178H18ZM111 179H112V178H111ZM216 179H217V178H216ZM229 179H230V178H229ZM42 180H43V179H42ZM49 180H50V179H49ZM192 180H194V179H192ZM24 181H25V180H24ZM132 181H133V180H132ZM194 181H195V180H194ZM64 182H65V181H64ZM197 182H198V181H197ZM238 182H239V181H238ZM238 182H237V183H238ZM248 182H249V181H248ZM33 183H34V182H33ZM110 183H111V182H110ZM116 183H117V182H116ZM176 183H177V182H176ZM179 183H180V182H179ZM16 184H17V183H16ZM45 184H46V183H45ZM59 184H60V183H59ZM212 184H213V183H212ZM219 184H220V183H219ZM13 185H14V184H13ZM28 185H29V184H28ZM43 185H44V184H43ZM43 185L41 184V188H42V189L47 188V190H48V189L50 188V187H47V186L44 187L45 185H44V186H43ZM57 185H58V184H57ZM235 185H236V184H235ZM14 186H15V185H14ZM225 186H226V185H225ZM249 186H250V185H249ZM28 187H29V186H28ZM43 187H44V188H43ZM110 187H111V186H110ZM21 188H22V187H21ZM36 188H37V187H36ZM41 188H40V189H41ZM239 188H241V187H239ZM38 189H39V188H38ZM40 189H39V190H40ZM227 189H228V188H227ZM253 189H254V188H253ZM21 190H22V189H21ZM33 190H34V189H33ZM236 190H237V189H236ZM240 190H241V189H240ZM243 190H244V188H243ZM36 191H37V190H36ZM246 191H247V190H246ZM254 191H255V190H254ZM0 192H1V191H0ZM139 192H140V191H139ZM263 192H264V191H263ZM4 193H5V192H4ZM11 193H12V192H11ZM41 193H42V192H41ZM44 193H46V192L44 191ZM47 193H48V192H47ZM112 193H113V192H112ZM116 193H117V192H116ZM202 193H203V192H202ZM237 193H238V191H237ZM17 194H18V192H17ZM30 194H31V193H30ZM33 194H34V193H33ZM250 194H251V193H250ZM2 195H3V194H2ZM49 195H50V194H49ZM114 195H115V194H114ZM132 195H133V194H132ZM190 195H191V194H190ZM243 195H244V194H243ZM243 195H242V196H243ZM254 195H255V194H252V196H254ZM202 196H203V195H202ZM247 196H248V197H244V199H241L240 201H239V200L232 199L231 197L227 200V208H225L226 213L224 212V213H225V216H226V223H225L221 228H219V229L216 230V231H220L221 234H223V235H226V234L230 233L231 231H232V232H233V231H236L237 233H239V234L242 235V238L245 237V239L247 238V239L250 241L249 244H248V243H247L248 241H246L247 239H246V240H245V239H242V240H245V241H246L245 243H247V245H249V247H250V245H251V247H252V249H253V247L256 246V245H258V247H259V241H260V239H258V240H259V241H258L257 238L260 237V238L262 239V237L264 236V194H262V195H260L259 197H256V198H254V197H252V196L250 197L249 194H247ZM255 196H257V195H255ZM2 197H3V196H2ZM27 197H28V196H27ZM29 197H30V196H29ZM36 197H37V196H36ZM207 197H208V196H207ZM237 197H238V196H237ZM31 198H32V197H31ZM3 199H4V197H3ZM35 199H37V198H35ZM131 199H132V198H131ZM189 199H190V198H189ZM11 200H12V199H11ZM20 200H21V199H20ZM32 200H33V199H32ZM32 200H31V201H32ZM37 200H38V199H37ZM37 200H35V204H36V201H37ZM195 200H196V199H195ZM215 200H216V199H215ZM29 201H30V200H29ZM4 202H5V201H4ZM37 202H39V201H37ZM41 202H43V201H41ZM219 202H220V201H219ZM32 203H33V202H32ZM205 203H206V202H205ZM37 204H39V203H37ZM41 204H42V203H41ZM43 204H44V203H43ZM43 204H42V205H43ZM206 204H207V203H206ZM18 205H19V204H18ZM29 205H30V204H29ZM39 205H40V204H39ZM44 205H45V204H44ZM199 205H200V204H199ZM204 205H205V204H204ZM210 205H211V204H210ZM24 206H25V205H24ZM36 207H37V206H36ZM36 207H35V205H33V208L36 209ZM39 207H40V206H39ZM39 207H38V208H39ZM43 207H44V206H43ZM43 207H40V208H42V210H39V211H43ZM40 208H39V209H40ZM44 208H45V207H44ZM15 209H16V208H15ZM30 210H31V209H30ZM37 210H38V209H37ZM225 210H223V211H225ZM31 211L33 212V210H31ZM58 211H59V210H58ZM16 212H17V211H16ZM60 212H61V211H60ZM205 212H206V211H205ZM9 213H10V212H9ZM207 213H208V212H207ZM211 213H212V212H211ZM6 214H7V213H6ZM10 214H11V213H10ZM30 215L32 216V213H30ZM33 216H34V214H33ZM33 216H32V217H33ZM13 217H14V215H13ZM17 217H18V215H17ZM19 217H20V215H19ZM19 217H18V218H19ZM35 217L37 218L38 215L35 216ZM14 218L16 219V217H14ZM18 218H17V219H18ZM25 218H26V216H25ZM25 218H24V221H22V222H24V223H25L24 225H25V226H28L27 228H29V225H28V224L26 225V222H25L26 219H25ZM36 218H35V219H36ZM39 218H40V217H39ZM15 219H14V222H15ZM17 219H16V220H17ZM28 219H29V218H28ZM30 219H31V218H30ZM35 219H34V220H35ZM65 219H66V218H65ZM7 220H10V221H11L10 217H9V219H7ZM7 220H5V221H7ZM62 220H63V219H62ZM66 220H67V219H66ZM3 221H4V220H3ZM5 221H4V222H5ZM12 221H13V219H12ZM29 221H32V220H28V222H29ZM35 221H36V220H35ZM35 221H34V222H35ZM37 221H38V218H37ZM69 221H70V220H69ZM0 222L3 223L2 221H0ZM16 222H17V221H16ZM22 222H21V223H22ZM32 222H33V221H32ZM32 222H30V223H32ZM63 222H64V221H63ZM10 223H11V222H10ZM21 223H20V224H21ZM36 223H37V222H36ZM69 223H70V222H69ZM71 223H72V222H71ZM3 224H4V223H3ZM51 224H52V223H51ZM111 224H112V223H111ZM5 225L7 226V224H5ZM11 225H14V224L11 223ZM57 225H58V224H57ZM72 225H73V224H72ZM0 226L3 227V228L5 227V226H2V224H1ZM35 226H37V225H35ZM103 226H104V225H103ZM110 226H111V225H110ZM8 227H9V225H8ZM31 227H32V226H30V228H31ZM104 227H105V226H104ZM32 228H33V227H32ZM34 228H35V229H36V228L38 229V227H34ZM64 228H65V227H64ZM76 228H77V227H76ZM18 229H19V226H18ZM54 229H56V228H54ZM59 229H60V228H59ZM62 229H63V228H62ZM65 229H66V228H65ZM72 229H73V228H72ZM102 229H104V228L102 227ZM2 230L6 231L5 229H2ZM2 230H0V231H2ZM10 230H11V229H10ZM25 230H26V229H25ZM30 230H31V229H30ZM30 230L28 229V232H29ZM33 230H34V229H33ZM40 230H41V229H40ZM42 230H43V229H42ZM11 231H12V230H11ZM58 231H59V230H58ZM64 231H65V230H64ZM75 231H76V230H75ZM78 231H79V229H78ZM6 232H7V231H6ZM28 232H27V233H28ZM32 232H33V231H32ZM51 232L53 233V235H51V234H52ZM65 232H66V233H69L70 230H69V231L67 230V231H65ZM73 232H74V229H73ZM80 232H81V231H80ZM98 232H99V231H98ZM27 233H25V234H26V236L28 235V237H29V234H27ZM49 233H50V234H49ZM55 233H58L57 230H54V231H50V232H48V234H49V235H48V236H49L48 239H49L51 236L54 237V238L51 237L50 240H48V241H47V238H46V234H47V233H46V231H44V230H43V231H35V232H33V234H34V235H32L33 238H32V239H29V240H27V237L24 235L25 237H23L22 240H20V241H22L21 243H16V242H14V241H12V242H7V241L4 242V241H1V242H0V264H94V263H97V262L99 261V257H100V256L98 257V254H97V253H94V251H96V250L93 251V247H95V245H96L95 243H96V242L94 243V242H92V240H90V241H91L92 244L94 243V244H93L94 246L92 247L91 244H90V246H91V248H92V250H91V248H90V250L93 251L92 253H94V254L91 255V252H88V251H90L89 249L87 250V248L90 247L89 245H88L89 247L85 248V251H86L89 255H91L90 257L86 256V252H85V251H84L85 256H83V255H82L83 252L80 253V250L77 249V250L75 251V253H73V254H71V255H68V256H65V257L63 256L64 254L62 253L63 255H61V256H63L64 258L62 257L63 259L59 260V257H60V256H59L58 258H56L55 255H52V254L50 253V250H53V251H54V248H55L54 246L57 245V244H56L57 242H58V245H59L60 241L63 240L62 238L65 236L66 233H64V232H63L64 234L61 233V232H59L58 234H55ZM253 233H257V234L260 233V236H258L257 234H254L255 236L257 235V238H255L254 235H253ZM4 234H5V233H4ZM38 234L42 235V238L39 237L40 235L37 236ZM54 234H55L56 236H54ZM61 234H63L64 236L61 235ZM78 234H80V233H78ZM111 234H112V233H111ZM221 234H220V235H221ZM239 234H238V235H239ZM262 234H263V235H262ZM0 235H1V234H0ZM13 235H15V234H13ZM67 235H68V234H67ZM67 235H66V236H67ZM72 235H73V234H72ZM74 235L76 236L75 238H76V240H77V235H76V234H74ZM231 235H232V234H231ZM15 236H16V235H15ZM32 236H30V237H32ZM66 236H65V237H66ZM221 236H222V235H221ZM228 236H229V235H228ZM236 236H237V235H236ZM252 236H253V237H252ZM261 236H262V237H261ZM36 237H39V239L41 238V241L38 242V240H36ZM55 237H56V240H55ZM58 237H60V238H58ZM70 237H71V236H70ZM230 237H231V236H230ZM233 237H234V235H233ZM75 238L73 237L72 239H75ZM78 238H81V236L79 235ZM224 238L226 239V237H224ZM227 238H228V237H227ZM236 238H237V237H234L233 239L236 240ZM252 238H254V239L252 240ZM51 239H54V244H55V245H51V244H50ZM61 239H62V240H61ZM65 239H66V238H65ZM68 239H69V238H68ZM157 239H158V238H157ZM159 239H160V238H159ZM162 239H163V238H162ZM162 239H161V240H162ZM0 240H1V239H0ZM26 240H27V241H26ZM59 240H60V241H59ZM79 240H80V239H79ZM161 240H160V241H161ZM231 240H232V239H231ZM242 240H240L241 243H240V242L238 243V244H240V245H238V244L236 243L238 246H236V244L233 243V244L235 245V247L237 248V251H239V254H238V255H236L237 253L235 254L237 257L240 255L241 250L243 251V248L245 247V246H244L243 248H241V250H240V249L238 250V247L242 245V242H243ZM251 240H252V242H253V246H252ZM255 240H257V241H255ZM20 241H18V242H20ZM70 241H71V240H70ZM72 241L74 242L75 240H72ZM94 241H95V239H94ZM103 241H104V240H103ZM155 241H156V239L153 240L152 242H150V243L146 246V249H147V250L143 251V252H144V253H143L144 255H140V256H138V257H134L135 260H133V261H135V264H146V263L148 262V259L151 258V257H149V256L146 255V254H148V252H150V251L148 250V248L153 247V243H154ZM160 241L158 240L159 244H161ZM232 241L234 242V240H232ZM48 242H49V243H48ZM68 242H69V240H68ZM78 242H79V241H78ZM78 242H76V243H78ZM226 242H228L227 239H226ZM229 242H231V241H229ZM254 242H255V243L258 242V243L255 245ZM51 243L53 244V242H51ZM64 243H66V242H63L62 244H64ZM98 243H99V241H98ZM98 243H97V246H98ZM162 243H163V242H162ZM165 243H166V242L164 241V244H162V246H163V245H165V246L169 245V243H168V244H165ZM245 243L243 242V245H244ZM62 244H61V245H62ZM69 244H70V243H69ZM103 244H105V243H103ZM116 244H117V243H116ZM227 244H229V243H227ZM230 244H232V243H230ZM260 244H261L260 247H262L263 244H264V241H263V244H262V242L260 241ZM64 245H65V244H64ZM108 245H109V244H108ZM234 245H233V246H234ZM243 245H242V246H243ZM245 245H246V244H245ZM70 246H71V248H72V243H71ZM74 246H75V245H74ZM106 246H107V244H106ZM228 246H230V245H228ZM228 246H227V248L223 249V251H224V250L227 251ZM57 247L60 248V245L57 246ZM64 247H66V246H64ZM99 247H100V246H99ZM159 247L161 248V245H159ZM163 247H164V246H163ZM59 248H58V249H59ZM61 248H62V247H61ZM68 248H69V247H68ZM71 248H70V249H71ZM76 248H78V247H76ZM96 248H97V247H95L94 249H96ZM107 248H108V247H107ZM130 248H131V247H130ZM137 248H138V247H137ZM156 248H157V247H156ZM156 248H155V249H156ZM160 248H159V249H160ZM230 248H231V247H230ZM233 248H234V247H233ZM263 248H264V246H263ZM31 249H33V251H30ZM55 249H56V248H55ZM63 249H65V248H63ZM70 249H69V250L67 249V250H66V253H68V252L70 251ZM80 249H81V248H80ZM82 249H84V248H82ZM97 249H98V248H97ZM143 249H144V248H143ZM153 249H154V248H153ZM155 249H154V250H155ZM159 249H158V250H159ZM163 249H164V248H163ZM252 249H249V250H252ZM98 250L101 251V252H104V251H105V252L107 253L106 250H104V251H103V250H100V249H98ZM138 250H140V249H138ZM156 250H157V249H156ZM164 250H166V248H165ZM235 250H236V249H235ZM245 250H246V248H244V255H245V256L248 255V256L251 258V259L248 258L249 260H251V262H252L255 258H258V260L255 261V262H260V261H259V258H260V255H261V254L259 255V257H257V256H258L257 250L260 251L261 248H256V249H254L255 252H253V253H252L253 250L250 252V253H252V254H254V253L257 254V255H254V256H256L255 258H254V256L251 255L250 253H249V254H250L252 257L248 254V251H249V250L247 251V255H246V254H245ZM53 251H52V252H53ZM62 251H64V250H62ZM82 251H83V250H82ZM99 251H97V252L100 253L99 255L102 256L101 252H99ZM237 251H236V252H237ZM64 252H65V251H64ZM105 252H104V253H105ZM159 252H160L162 255L165 254V253H163V250H162V249H161V251L159 250ZM165 252H166V251H165ZM171 252H172V250H171ZM66 253H65V254H66ZM128 253H129V252H128ZM140 253H142V252H140ZM155 253H157V252L155 251ZM160 253H159V254H160ZM226 253H227V252H226ZM229 253H230V252H229ZM96 254H97V255H96ZM149 254H150V253H149ZM233 254H234V253H232L231 257H233ZM241 254H242V253H241ZM133 255H134V254H133ZM151 255H153V256L155 257V254H152V253H151L150 256H151ZM156 255H157L156 257H158V254H156ZM162 255H161V256H162ZM166 255H167V254H166ZM227 255H228V254H227ZM244 255H243V256H244ZM103 256H105V255H103ZM106 256H107V254H106ZM153 256H152V257H153ZM159 256H160V255H159ZM170 256H171V255H170ZM173 256H174V255H173ZM173 256H171L172 259H173ZM202 256H203V255H202ZM202 256H200V257H202ZM225 256H226V255H225ZM229 256H230V255H229ZM261 256H262V255H261ZM263 256H264V255H263ZM156 257H155V258H156ZM234 257H235V256H234ZM234 257H233V258H234ZM122 258L126 259L125 257H122ZM128 258H129V257H128ZM155 258H154V259H155ZM165 258H167V256H165V255H164V257L162 256V260H163V261H162V263L160 262L161 264H163V262H165V261H168V262H169V261L171 260L170 257H168L170 260H166ZM174 258H175V257H174ZM212 258H213V257H212ZM239 258H240V256H239ZM246 258H247V257H246ZM246 258L244 259V261H246V263H247V262H248V261H247L248 259H246ZM252 258H254V259L252 260ZM100 259H102V262L104 263V259H105V257H104V259L100 257ZM132 259H133V258H132ZM132 259H130V262H132V264H133V261H131ZM154 259H153V260H154ZM164 259H165V260H164ZM208 259H209V258H208ZM234 259H235V258H234ZM234 259H233V261H232V260H230V261H232V262L234 263V262H235ZM237 259H238V258H236V261H237ZM241 259H242V258H241ZM262 259H263V258H262ZM114 260H115V261H114ZM114 260H111V261H114L112 264H115V263L117 264L118 262H119L118 264H120L121 261L123 262V264L126 262V261L123 260V259H122L121 261L117 260L118 262L116 261V259H114ZM153 260H152V261L149 260V261L154 262ZM181 260H182V259H181ZM187 260H188V258H187ZM201 260H202V259H201ZM215 260H216V259H215ZM217 260H219V259L217 258ZM227 260H228V259H227ZM242 260H243V259H242ZM242 260H241V263H240V264L244 263V261H242ZM255 260H256V259H255ZM105 261H106V262L108 261V260H107V257H106V260H105ZM124 261H125V262H124ZM128 261H129V259H128ZM155 261H157V260L155 259ZM158 261H159V260H158ZM171 261H172V260H171ZM173 261H174V259H173ZM177 261H178V260H176V262H177ZM188 261H190V260H188ZM199 261H200V260H199ZM220 261H221V260H220ZM223 261H224V260H223ZM230 261H227V262L230 263ZM239 261H240V259H239ZM263 261H264V260H262L260 263H261V264H264ZM99 262H100V261H99ZM106 262H105V263H106ZM108 262H110V261H108ZM130 262H127L126 264H129ZM168 262H167V263H164V264H174V263H175V262H174V263H173V262H172V263H171V262L168 263ZM178 262H179V261H178ZM178 262H177V263H178ZM182 262H183V261H182ZM182 262H181L180 264H182ZM232 262H231L230 264H232ZM255 262H253V263H251V264H254ZM154 263H155V262H154ZM158 263H159V262H158ZM184 263H185V262H184ZM210 263H211V262H210ZM216 263H217V262H216ZM219 263H222V262H219V261H218V264H219ZM229 263H227V264H229ZM238 263H239V262H237V263H235V264H238ZM246 263H244V264H246ZM260 263H259V264H260ZM100 264H101V262H100ZM107 264H108V263H107ZM110 264H111V262H110ZM121 264H122V263H121ZM147 264H148V263H147ZM187 264H188V263H187ZM194 264H195V262H194ZM197 264H198V263H197ZM199 264H200V262H199ZM207 264H208V263H207ZM214 264H215V263H214ZM222 264H224V263H222ZM225 264H226V263H225ZM247 264H250V261H249V263H247ZM256 264H257V263H256Z\"/></svg>", "mask_w": 264, "mask_h": 264}, {"label": "clouds", "instance_id": "obj_3", "mask_svg": "<svg viewBox=\"0 0 264 264\" xmlns=\"http://www.w3.org/2000/svg\"><path fill=\"white\" fill-rule=\"evenodd\" d=\"M177 239H178V237L174 236V235H168V236H165V238H164L165 242L170 243V244L176 242Z\"/></svg>", "mask_w": 264, "mask_h": 264}]
</instances>
